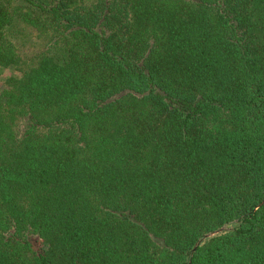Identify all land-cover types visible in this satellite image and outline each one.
<instances>
[{
    "label": "trees",
    "instance_id": "trees-1",
    "mask_svg": "<svg viewBox=\"0 0 264 264\" xmlns=\"http://www.w3.org/2000/svg\"><path fill=\"white\" fill-rule=\"evenodd\" d=\"M0 79V264H264V0H0Z\"/></svg>",
    "mask_w": 264,
    "mask_h": 264
},
{
    "label": "water",
    "instance_id": "water-1",
    "mask_svg": "<svg viewBox=\"0 0 264 264\" xmlns=\"http://www.w3.org/2000/svg\"><path fill=\"white\" fill-rule=\"evenodd\" d=\"M263 202H264V201H263ZM225 229H227V227H226V226H223V227H221L220 229H218V230H216V231H213V232H210V233L206 234V235L204 236V238H208V237H210V236H212V235H214V234H216V233H218V232H221V231H223V230H225ZM199 243H200V240L197 241V243H196L195 246L193 247L192 251H194V249L196 248L197 245H199Z\"/></svg>",
    "mask_w": 264,
    "mask_h": 264
},
{
    "label": "rangeland",
    "instance_id": "rangeland-1",
    "mask_svg": "<svg viewBox=\"0 0 264 264\" xmlns=\"http://www.w3.org/2000/svg\"><path fill=\"white\" fill-rule=\"evenodd\" d=\"M9 73V71H4L3 74L7 75ZM0 85H1V79H0Z\"/></svg>",
    "mask_w": 264,
    "mask_h": 264
}]
</instances>
